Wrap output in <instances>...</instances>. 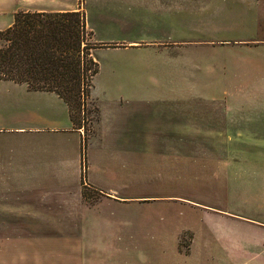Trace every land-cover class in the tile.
Instances as JSON below:
<instances>
[{
    "label": "rangeland",
    "instance_id": "1",
    "mask_svg": "<svg viewBox=\"0 0 264 264\" xmlns=\"http://www.w3.org/2000/svg\"><path fill=\"white\" fill-rule=\"evenodd\" d=\"M60 1L76 2L85 12L94 41H171L96 52L98 72L83 112L71 99L74 116L83 117L88 129L98 118L108 119L114 106L127 107L132 121L145 122L147 136L160 135L156 118L170 125L177 109L179 121L187 122L190 109L189 120L205 124L222 122L225 110L249 124L264 123V0ZM4 3L7 8L25 5L22 0ZM126 79L127 87L146 92L138 97L146 99L141 108L126 103L135 97L101 89L105 82L110 87ZM241 130L232 129V136L264 140V127ZM146 146L147 166L140 173L146 190L131 192L125 204H101V194L83 188L81 230L60 240L38 237L40 245L32 237L19 238L21 245L0 248V264H239L238 255L229 251L264 246V234L257 238L240 221H264V141L176 145L179 154L187 155L183 164L161 172L155 165L157 145ZM259 259L264 261V253Z\"/></svg>",
    "mask_w": 264,
    "mask_h": 264
},
{
    "label": "crops",
    "instance_id": "2",
    "mask_svg": "<svg viewBox=\"0 0 264 264\" xmlns=\"http://www.w3.org/2000/svg\"><path fill=\"white\" fill-rule=\"evenodd\" d=\"M22 1L25 4L22 8H7L9 5L0 0L1 30L12 25L17 11L79 10L76 2ZM92 42L105 45L92 50L94 59L96 52L101 50L161 47L171 43L169 40L101 38L95 41L92 38ZM112 72L115 73L113 68ZM126 84H129L127 79L122 83H109L110 87L105 82L101 89L123 97H135L136 100L128 99L126 103L138 104V108H141L146 104V99L138 97L144 96L146 92L141 87H127ZM90 90L91 86L88 95ZM156 91L163 92V88ZM130 114L127 107L114 106L108 119L100 117L93 128L88 129L85 121L80 124L72 121L68 104L54 91L32 90L25 83L0 79V248L21 245L16 240L24 237H32V241H37L38 237L48 240L66 239L71 232L81 230L85 218L83 204H86L82 200L83 188L101 194V204H125L131 198V192L146 190L140 185L143 176L140 173L147 166V144L157 145L155 165L161 172L170 166L183 164L187 155L179 154L176 145H223L226 142L258 144L264 141H244L239 135L232 136V129L241 134L243 127L261 128L264 123L252 120L249 124L234 118L233 114H227V110L220 114L222 122L212 125L213 122L205 124L189 120L190 109L186 116L187 122L184 119L179 121L177 109L170 125L156 118V127L163 131L156 136H147L146 123L132 121ZM240 221L254 229L257 238L264 234V221L252 217L241 218ZM69 223L75 226L69 229ZM229 253L238 255L239 264H264L259 259L264 253V246H258L256 251H236L234 248Z\"/></svg>",
    "mask_w": 264,
    "mask_h": 264
},
{
    "label": "trees",
    "instance_id": "3",
    "mask_svg": "<svg viewBox=\"0 0 264 264\" xmlns=\"http://www.w3.org/2000/svg\"><path fill=\"white\" fill-rule=\"evenodd\" d=\"M92 35L84 11H17L12 25L0 30V79L54 91L68 104L72 121L80 124L85 120L74 116L71 99L83 112L98 70L88 50L105 46L93 43Z\"/></svg>",
    "mask_w": 264,
    "mask_h": 264
}]
</instances>
